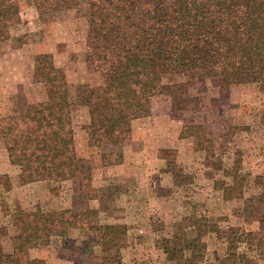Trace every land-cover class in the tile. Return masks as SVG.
I'll list each match as a JSON object with an SVG mask.
<instances>
[{
    "label": "rangeland",
    "instance_id": "obj_1",
    "mask_svg": "<svg viewBox=\"0 0 264 264\" xmlns=\"http://www.w3.org/2000/svg\"><path fill=\"white\" fill-rule=\"evenodd\" d=\"M20 11L23 25L0 48V117L10 125L23 124L46 100L43 79L35 76L34 63L37 55L51 54L67 78V85L57 90V97L60 103L70 107L75 145L69 156L83 167L91 168L94 186L102 191L101 195L110 197L100 200L99 209H92L80 194L76 180L56 182L51 172L23 171L18 167L17 181L1 175L0 264L29 261L45 264L48 252H58L66 243L73 247L79 264H107L95 234L88 232L86 213L89 210H98L100 221L128 226L127 234L112 253V264H227L229 257L247 252L245 244L229 243L224 236L229 228L250 231L256 239L264 236L258 222L245 221L246 199L262 194L264 200V91L260 84L235 77L228 87L221 89L216 76L201 74L190 89L192 100L181 110L173 105L169 90L172 84L185 78L157 76L152 79L151 93L140 101L134 120L145 127L159 129L161 139L170 138L181 126H195L198 134L209 140L205 149L197 152L195 161L199 157H212L209 163L212 168L207 174L213 182L214 196L194 200L193 204L188 201V209L176 220L166 213H157L152 214L149 222L147 213L143 212L144 224L132 231L135 220L132 211L126 215L125 195L118 198L107 190L114 186L129 191L115 182L113 175L107 174L111 166L124 160L128 135L106 130L109 104L93 112L89 99L100 88L115 93L124 80L113 71L94 72L89 67L92 48L87 40L89 0L58 2L55 11L45 17L37 13L32 0H21ZM188 140L194 148L193 139ZM7 147L8 140L0 133V157L5 155ZM186 150L187 145L182 152L184 162L179 160V150L173 145L161 148L158 153L166 159L168 169L171 161L178 169L182 167L180 178L175 180L178 185L189 173L187 181H182V201L196 191L194 165L187 164L188 160L194 164L195 161ZM196 163L201 167L202 161ZM257 177L262 178L257 180ZM259 181L263 183L261 188H257ZM28 184L34 185L20 190V186ZM186 189L192 192L190 196L185 195ZM145 200L141 198L140 202ZM61 210L76 216V228L63 231L46 243L31 242L15 259V242L32 237L34 229L18 230L14 220L27 218L32 228L49 212ZM121 216H128L127 222L124 218L119 221ZM158 216L163 219L157 221ZM243 264L263 262L249 257Z\"/></svg>",
    "mask_w": 264,
    "mask_h": 264
},
{
    "label": "trees",
    "instance_id": "obj_2",
    "mask_svg": "<svg viewBox=\"0 0 264 264\" xmlns=\"http://www.w3.org/2000/svg\"><path fill=\"white\" fill-rule=\"evenodd\" d=\"M32 1L37 13L45 17L55 11L58 2L68 0ZM22 25L20 0H0V48ZM87 40L92 46L89 67L94 72L113 71L124 80L115 93L100 88L90 94L93 112L109 104L104 126L108 131L131 133L140 101L150 95L151 81L157 76L185 78L169 90L173 105L181 110L192 100L190 89L201 74L216 76L221 89L233 78L243 77L260 84L264 91V0H89ZM34 70L35 76L43 79L46 100L23 124L10 125L0 117L10 165L23 171L51 172L56 182L76 180L80 194L88 201L110 197L101 195L94 186L93 170L69 156L75 145L70 107L57 97V90L67 85L65 71L56 66L51 54L37 55ZM188 138L193 139L196 152L209 144L193 125L181 130L179 139ZM169 169L175 180L180 178L182 167L178 169L171 161ZM188 174L182 177L181 185ZM257 184V188L263 185L260 181ZM107 190L118 198L130 194L120 187ZM191 194L186 189L185 195ZM256 195L246 199L245 221L258 222L264 235V200L262 194ZM179 206L174 204L173 210ZM99 214L98 210L86 213L87 229L95 234L107 264H112V253L128 226L100 221ZM28 221L23 217L14 220L18 230L34 229L32 237L15 242V259L31 242L46 243L77 226L76 216L62 210L49 212L32 228ZM227 233L224 236L230 244H245L247 249L229 257L227 264H243L249 257L264 264V236L256 239L241 228H229Z\"/></svg>",
    "mask_w": 264,
    "mask_h": 264
},
{
    "label": "crops",
    "instance_id": "obj_3",
    "mask_svg": "<svg viewBox=\"0 0 264 264\" xmlns=\"http://www.w3.org/2000/svg\"><path fill=\"white\" fill-rule=\"evenodd\" d=\"M169 126L172 127V125ZM181 129L182 126L176 129L175 133H171L170 138L161 139L158 134V132H161L159 129L155 127H145L139 121L133 120L132 130L126 142L127 148L125 149L124 160L117 165L111 166L109 169L110 171L107 172V174H110L109 176L113 175L112 178L115 182L122 184L130 191V194L125 196L123 203L125 204L124 208L126 215L127 211L133 212L132 217L135 220V224L133 228H131L132 231L135 230L136 227L141 228V225L144 224L143 221H145L146 218L143 212L147 213V220L149 222H151L150 219L152 214L157 213H166L168 217L176 220V218L182 217L184 212L188 209V201L193 204L192 202L194 200L197 202L202 197L208 200V198L214 196L213 182L207 174V171L212 168L211 164H209L212 161V157H199V159L195 161L197 152L192 147L191 141L188 139H179ZM172 145L179 150V160L182 159L184 146L187 145V154L189 157L192 155L190 158H193V161H195L194 164L191 160H188L187 164L194 165L193 185L196 191L193 193L192 197L185 198L183 201L181 200L183 197V186L177 184L174 175L168 169L166 159L160 157L158 154L161 148H170ZM127 149H129V151ZM197 160L202 161L201 167L196 166ZM182 162H184L183 159ZM206 165L209 168H207ZM3 167H5L6 170H3ZM13 169L16 170V173H12ZM18 172L19 169H17V167L15 168L10 165L6 151L5 155L0 157V176L8 175L11 179H14L13 181H17L15 179L19 177L18 175L20 173ZM33 185L34 184H28L26 186H20L19 188L20 190H26ZM141 198L146 199L144 203L140 202ZM87 203H89V207L92 209H99L101 201L94 200ZM174 204H179L180 206L173 210ZM127 217L128 216H126V218ZM122 218L126 221L125 216L119 217L118 220L121 221ZM138 232L140 234H146L144 231ZM138 241L140 242V240ZM67 244L68 247L66 246ZM66 245H61L58 252H48L45 264H79L71 244L66 243ZM85 260L86 259H83V261Z\"/></svg>",
    "mask_w": 264,
    "mask_h": 264
}]
</instances>
